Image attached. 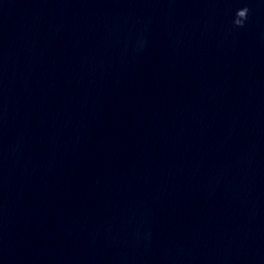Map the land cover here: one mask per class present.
Wrapping results in <instances>:
<instances>
[{"label":"water","instance_id":"water-1","mask_svg":"<svg viewBox=\"0 0 264 264\" xmlns=\"http://www.w3.org/2000/svg\"><path fill=\"white\" fill-rule=\"evenodd\" d=\"M0 264H264V0H0Z\"/></svg>","mask_w":264,"mask_h":264}]
</instances>
